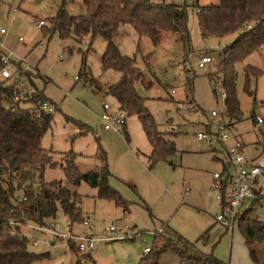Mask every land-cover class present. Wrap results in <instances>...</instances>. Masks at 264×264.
<instances>
[{
	"label": "rangeland",
	"instance_id": "rangeland-1",
	"mask_svg": "<svg viewBox=\"0 0 264 264\" xmlns=\"http://www.w3.org/2000/svg\"><path fill=\"white\" fill-rule=\"evenodd\" d=\"M165 1H185L187 5L188 37L185 42L177 32L162 31L156 46L147 37H142L137 49L138 37L129 25L121 26L114 38L121 54L136 55L134 64L140 69L141 76L135 83V89L145 99V106L159 130L174 141L177 150L166 161L157 162L148 169L147 160L142 154H137L138 151L147 153L149 150L138 117L126 116V124L116 130H105L100 120L104 102L110 105L112 111L118 108L117 101L105 93L107 85L119 78V72L101 69L106 41L100 36H95L93 40L85 37L81 42L71 37L59 38L56 34L44 37L37 27L38 19L45 22L61 5L71 15L83 14L82 0H0V28L5 30L4 34H0V49L12 60V76L5 80L13 82L21 96L38 90L59 107L52 113V128L43 135L41 146L51 149L52 160L60 164L47 168L44 180L58 179L64 186L73 188L62 169L64 154L73 151L77 154L75 162L94 167L106 163L113 173L109 185L130 202L123 211L112 201L98 198L96 188L81 182L75 191L81 196L79 206L83 220L69 226L67 217L60 211L54 220L56 229L67 234L69 242L49 232L50 227H54L51 222L40 230L35 229L32 223L20 226V232L27 237L28 249L35 253H47L45 258L32 264H92L86 254L91 256L94 264H149L152 253L145 255L144 248L154 246L155 233L160 230L156 219L173 218L183 224L185 216L177 209L181 203L189 205V197L199 199L203 205L201 210L204 209L207 215L211 213L212 220L217 211L208 181L212 172L220 170V165L215 159H210L209 151L213 145L196 138L197 132L209 126L207 113L216 111L227 132L238 133L244 143L255 139L263 143L264 47L250 52L234 65L240 117L230 120L223 113L218 82L220 75L216 69L219 50L233 34L202 38L196 18V7L214 5L217 0ZM201 54H207L212 59L198 68L195 61ZM2 65L0 61V69ZM245 65L260 70L258 75L248 79L250 93L243 89ZM188 68L193 71V104L185 99ZM79 74L83 76L76 80ZM209 76H212L211 80ZM254 114L261 118V123L254 121ZM65 116L85 124L87 130L82 133L80 127L66 121ZM102 154L104 161L100 159ZM217 157L226 158L223 151L218 152ZM258 185L260 192L257 199L244 200L242 206L244 210L248 209L249 218L262 221L264 177ZM85 220H88L86 225ZM111 224L115 230L106 231ZM223 229L220 224L214 223L203 235V230L199 232L196 236H202L192 241L194 249L211 255L221 264H260L250 260L235 225L230 232ZM82 235L93 237L91 251L78 250L77 244ZM36 239L38 241L34 243ZM254 249L259 261L264 259V243H259ZM156 261L157 264H190L181 261L169 248L159 253Z\"/></svg>",
	"mask_w": 264,
	"mask_h": 264
},
{
	"label": "trees",
	"instance_id": "trees-1",
	"mask_svg": "<svg viewBox=\"0 0 264 264\" xmlns=\"http://www.w3.org/2000/svg\"><path fill=\"white\" fill-rule=\"evenodd\" d=\"M82 3L85 8L83 14L71 15L61 5L53 16L45 19L46 24L39 30L44 37L56 34L59 38L71 37L81 42L85 37L93 40L95 36H100L106 41L101 69H113L119 72V78L107 85L105 93L117 101L118 109L123 110L126 116L138 117L151 148L146 155L150 169L157 162L166 161L177 150L174 141L166 138L164 132L159 130L145 106V99L135 89V83L141 76L140 69L134 64L136 55L121 54L114 38L121 26L129 25L138 37L137 49L142 37H147L156 46L162 31L177 32L185 42L188 37L187 5L185 1L165 0H82ZM196 18L202 38L236 33L219 50L216 73L220 75L218 82L223 113L228 119L237 120L240 110L235 90L234 65L250 52L264 47V0H217L214 5L196 7ZM3 53L0 50V58ZM83 69L86 74V68ZM243 72V89L250 93L248 79L258 75L260 70L245 65ZM82 76L79 74L76 80ZM192 77L186 73L185 99L191 104L194 103L191 94ZM5 79L0 78V264H32L45 258L47 253L30 251L27 237L20 232V226L32 223L47 227L55 220L58 211L67 217L69 226L81 222V196L58 179L44 180L45 170L60 164L52 160L51 149L41 146L43 135L52 128V113L59 110V107L38 90L23 96L19 94L16 99V93L19 92L14 83ZM42 102L53 104L54 110L47 112L41 108ZM65 120L79 126L82 133L87 130V126L77 120L67 116ZM123 134L127 135L125 129ZM64 157L62 169L71 185L78 186L85 182L97 189L98 198L112 201L126 211L124 208L130 202L109 185L112 173L106 163L96 170L82 172L75 162L76 153L69 151ZM103 158L102 154L100 159L104 161ZM259 192L260 187L257 186L251 199L256 200ZM247 213L248 209H245L237 215L235 226L250 260L264 264V259L259 261L254 249L257 244L264 243V221L251 219ZM155 234L154 246L149 247L145 253H152L149 264H157V256L167 248L181 261L190 264H221L211 255L197 252L191 242L168 225L162 226ZM86 257L94 264L89 254Z\"/></svg>",
	"mask_w": 264,
	"mask_h": 264
},
{
	"label": "built area",
	"instance_id": "built-area-1",
	"mask_svg": "<svg viewBox=\"0 0 264 264\" xmlns=\"http://www.w3.org/2000/svg\"><path fill=\"white\" fill-rule=\"evenodd\" d=\"M44 24V20L38 19V28ZM0 33L4 34L5 30L0 28ZM18 39L20 41L22 40L21 37H18ZM211 59V56L201 54L196 58L195 65L200 68L205 63L210 62ZM0 61L3 64L0 69V75L2 78L9 79L12 76L10 71L12 60L8 54L3 53ZM188 71V76L192 77V68H188ZM15 88L17 89V86H15ZM18 96L19 93H16L15 98L17 99ZM41 108L47 112H52L54 110L53 104L49 102H42ZM188 113L189 112H186V114ZM206 116L209 119V126L207 129L197 132L196 138L198 140H204L209 145H219L225 153L226 158L224 159L222 168L219 171L212 172L211 189L213 191V197L218 205V211L214 215V220L226 231L230 232L236 223L237 215L242 212V203L244 200L254 196V190L258 186L259 180L264 176V144L256 156L252 158L247 157L243 150L242 141L237 138L230 139L227 128L219 118L217 112L210 110ZM100 120L105 130H116L125 125L126 113L118 108L112 111L110 105L104 102L102 104ZM254 121L256 123L262 122L261 118L256 114H254ZM52 222L50 224L51 226L53 224L54 227H50L51 229L49 232L53 233L56 237L60 235L62 239L67 240L69 236L65 233H59L56 229L55 221ZM87 223L88 220H85L84 224L86 225ZM33 227L39 230L42 229V227L39 226ZM114 230L115 226L113 224L106 227V231L108 232H113ZM110 238L112 239L114 237L110 236ZM37 241L38 239L33 242L36 243ZM67 242L69 241L67 240ZM93 247V237L89 235H82L79 237V242L77 244L79 251L88 252L91 251ZM148 251L149 247L146 246L144 248V253Z\"/></svg>",
	"mask_w": 264,
	"mask_h": 264
},
{
	"label": "crops",
	"instance_id": "crops-1",
	"mask_svg": "<svg viewBox=\"0 0 264 264\" xmlns=\"http://www.w3.org/2000/svg\"><path fill=\"white\" fill-rule=\"evenodd\" d=\"M235 35H236V33H234L231 36L229 41H231L235 37ZM118 77H119V74H118L117 78ZM229 135H230V139L237 138V139L242 141V139H241V137H240V135L238 133H231ZM242 143H243V150H244L245 155L247 157L252 158V157L256 156L257 153L261 150V148H262V146L264 144V141H263V143H259V141L255 139V140H253V141H251V142H249L247 144L244 143L243 141H242ZM216 147H217V149H216ZM150 149L151 148H150V145H149V150H147L148 151L147 153H141L140 151H138L137 154L138 153L142 154L144 159H146V155L149 154ZM222 151L223 150L220 147H218L217 145L212 146L211 151H209L210 152V159H215L219 163L220 169L222 168L224 159L222 160L219 157H217V154H218V152H222ZM76 165L79 168V170H81L82 172L88 171V170H96V169L99 168V166H96V167H94L92 165L88 166V165H85L82 162H77V161H76ZM112 175H113V173H112ZM211 180H212V173H211L210 182L208 181V188L209 187L211 188ZM75 187L76 186H74L73 188L69 187V189L75 191ZM212 193H213V191H212ZM213 199H214V197H213ZM188 200H190V202H191L189 205H186V204L183 205L184 203H181L180 204L181 206L177 209V212L179 210L183 212V216H185V219L183 218V222L185 224L184 223L181 224V223L177 222V219L175 220L173 218L172 219H164V220H158L156 218H154V219H156L158 221V223L160 224V229H161V226L168 225L170 228H172L174 231H176L178 234H180L184 239H186V240H188L189 242L192 243V241L198 240V237L201 236V234L203 235L204 232L206 230H208L209 227H211L214 223L217 224V222H215L214 216H213V220H212L211 213H208V215H207V214L204 213V211H203L204 209L201 210V208H203L202 207L203 205H202V203H201V201L199 199H192L191 197H189ZM140 201L144 202L145 204H147L143 199H140ZM214 202H215V205H216V208H217V211H218V205H217V202L215 201V199H214ZM243 208L244 207L242 206V210H244ZM215 214H213V215H215ZM152 216L154 217V215H152ZM255 220H258V218L255 219ZM262 221H264V220H262ZM223 230H224V232L226 231L225 229H223ZM199 232H201V234L196 236ZM193 238H195V239L192 240Z\"/></svg>",
	"mask_w": 264,
	"mask_h": 264
}]
</instances>
